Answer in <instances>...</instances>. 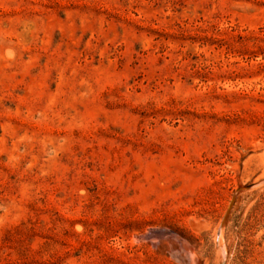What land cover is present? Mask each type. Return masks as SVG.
Segmentation results:
<instances>
[{
	"label": "rangeland",
	"instance_id": "1",
	"mask_svg": "<svg viewBox=\"0 0 264 264\" xmlns=\"http://www.w3.org/2000/svg\"><path fill=\"white\" fill-rule=\"evenodd\" d=\"M0 264H264V0H0Z\"/></svg>",
	"mask_w": 264,
	"mask_h": 264
},
{
	"label": "water",
	"instance_id": "2",
	"mask_svg": "<svg viewBox=\"0 0 264 264\" xmlns=\"http://www.w3.org/2000/svg\"><path fill=\"white\" fill-rule=\"evenodd\" d=\"M233 201H234V197H232V199H231V201H230L229 207H228V209H227V211H226V213H225V215H224V219L227 217V215H228V213H229V210H230V208H231V206H232V204H233Z\"/></svg>",
	"mask_w": 264,
	"mask_h": 264
},
{
	"label": "bare ground",
	"instance_id": "3",
	"mask_svg": "<svg viewBox=\"0 0 264 264\" xmlns=\"http://www.w3.org/2000/svg\"><path fill=\"white\" fill-rule=\"evenodd\" d=\"M224 247V246H223ZM225 252V251H224ZM224 252H220V261H221V259H223L224 258Z\"/></svg>",
	"mask_w": 264,
	"mask_h": 264
}]
</instances>
